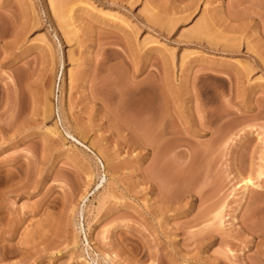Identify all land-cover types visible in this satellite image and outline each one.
<instances>
[{"label": "rangeland", "instance_id": "obj_1", "mask_svg": "<svg viewBox=\"0 0 264 264\" xmlns=\"http://www.w3.org/2000/svg\"><path fill=\"white\" fill-rule=\"evenodd\" d=\"M0 264H264V0H0Z\"/></svg>", "mask_w": 264, "mask_h": 264}, {"label": "bare ground", "instance_id": "obj_2", "mask_svg": "<svg viewBox=\"0 0 264 264\" xmlns=\"http://www.w3.org/2000/svg\"><path fill=\"white\" fill-rule=\"evenodd\" d=\"M66 134L68 136V138H70L76 145L80 146L82 149L87 150L88 152H90L94 157L97 156V154L94 152V150L86 145L85 141L83 139H81L80 137L76 136L75 134H73L70 131H66ZM250 183H252L251 180L246 181V185H250ZM102 187V185H99V188ZM87 196L83 197L86 198Z\"/></svg>", "mask_w": 264, "mask_h": 264}]
</instances>
